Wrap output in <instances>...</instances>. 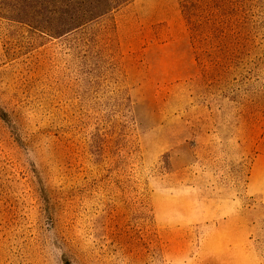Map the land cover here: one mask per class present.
Listing matches in <instances>:
<instances>
[{
	"label": "rangeland",
	"instance_id": "1",
	"mask_svg": "<svg viewBox=\"0 0 264 264\" xmlns=\"http://www.w3.org/2000/svg\"><path fill=\"white\" fill-rule=\"evenodd\" d=\"M210 11L0 0V264H264V0Z\"/></svg>",
	"mask_w": 264,
	"mask_h": 264
},
{
	"label": "trees",
	"instance_id": "2",
	"mask_svg": "<svg viewBox=\"0 0 264 264\" xmlns=\"http://www.w3.org/2000/svg\"><path fill=\"white\" fill-rule=\"evenodd\" d=\"M133 0H70V19L58 21L57 29L78 27L84 23L106 15ZM184 18L192 33L204 32L210 26L212 17L211 0H179ZM24 13V12H23ZM20 19H25L19 17ZM22 22H25L23 20ZM264 243V222L262 227Z\"/></svg>",
	"mask_w": 264,
	"mask_h": 264
},
{
	"label": "crops",
	"instance_id": "3",
	"mask_svg": "<svg viewBox=\"0 0 264 264\" xmlns=\"http://www.w3.org/2000/svg\"><path fill=\"white\" fill-rule=\"evenodd\" d=\"M248 191L254 195H260L264 199V156L259 155L253 161L249 182Z\"/></svg>",
	"mask_w": 264,
	"mask_h": 264
}]
</instances>
